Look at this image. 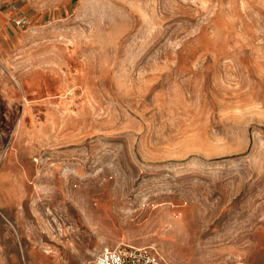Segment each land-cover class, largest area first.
I'll return each mask as SVG.
<instances>
[{"label": "rangeland", "instance_id": "1", "mask_svg": "<svg viewBox=\"0 0 264 264\" xmlns=\"http://www.w3.org/2000/svg\"><path fill=\"white\" fill-rule=\"evenodd\" d=\"M264 264V0H0V264Z\"/></svg>", "mask_w": 264, "mask_h": 264}, {"label": "built area", "instance_id": "2", "mask_svg": "<svg viewBox=\"0 0 264 264\" xmlns=\"http://www.w3.org/2000/svg\"><path fill=\"white\" fill-rule=\"evenodd\" d=\"M94 264H169L159 252L151 247L121 244L105 248L96 257Z\"/></svg>", "mask_w": 264, "mask_h": 264}]
</instances>
